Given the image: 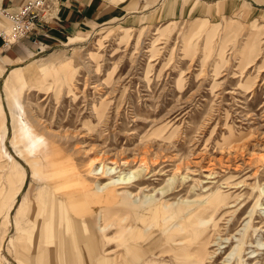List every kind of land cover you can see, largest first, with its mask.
I'll return each mask as SVG.
<instances>
[{
    "label": "rangeland",
    "instance_id": "374dc122",
    "mask_svg": "<svg viewBox=\"0 0 264 264\" xmlns=\"http://www.w3.org/2000/svg\"><path fill=\"white\" fill-rule=\"evenodd\" d=\"M144 1L0 48V264H264V0Z\"/></svg>",
    "mask_w": 264,
    "mask_h": 264
},
{
    "label": "crops",
    "instance_id": "0c3cea01",
    "mask_svg": "<svg viewBox=\"0 0 264 264\" xmlns=\"http://www.w3.org/2000/svg\"><path fill=\"white\" fill-rule=\"evenodd\" d=\"M24 0H0V18L7 21L1 12H14ZM57 3L56 15L51 20L43 21L34 29V33L45 43L53 44L59 39L65 38L68 34H73L81 29H88L99 26L114 20H121L130 14L140 10L154 8L157 2L144 6V0H55ZM167 1V0H166ZM169 2L170 4H166ZM165 2V10L173 11L170 17H175L180 13L176 11L174 1ZM181 10V9H179ZM169 14V13H168ZM2 26L1 28L5 27ZM9 47H7L8 49ZM17 67H13L7 72L10 73ZM90 264H92L90 259Z\"/></svg>",
    "mask_w": 264,
    "mask_h": 264
},
{
    "label": "built area",
    "instance_id": "2783aa9c",
    "mask_svg": "<svg viewBox=\"0 0 264 264\" xmlns=\"http://www.w3.org/2000/svg\"><path fill=\"white\" fill-rule=\"evenodd\" d=\"M55 0H24L14 12L1 11L7 21L5 27L0 28V46L10 47L19 39H30L33 46L39 50L41 43L34 33V29L43 21L51 20L56 15Z\"/></svg>",
    "mask_w": 264,
    "mask_h": 264
},
{
    "label": "bare ground",
    "instance_id": "6f19581e",
    "mask_svg": "<svg viewBox=\"0 0 264 264\" xmlns=\"http://www.w3.org/2000/svg\"><path fill=\"white\" fill-rule=\"evenodd\" d=\"M0 48H6V47H1V46H0ZM27 135L29 136L28 139H25L24 141H21L22 143H24V142H26V141H30V140H29V139H30V134H29V133L24 134L21 138H23V137H25V136H27ZM36 144H37V139H36L35 141L32 142L31 147L29 146L30 144H28V145H26V146H29V149L32 150V149H34V148L36 147V146H35ZM27 149H28V147H27ZM121 181H122V180H121ZM122 182H123V181H122ZM61 203H62V202H61ZM61 209H64V208H61ZM72 213H73V212H71V214H72ZM70 217H71L72 219H73V218L75 219V216L73 217V215H71ZM73 231L76 232L75 229H73ZM174 233H175V232H174ZM174 233H173V234H174ZM176 235H177V234H176ZM172 236H173V235H172ZM38 240H39V242L41 241L40 239H38ZM170 240H171V239H170Z\"/></svg>",
    "mask_w": 264,
    "mask_h": 264
}]
</instances>
